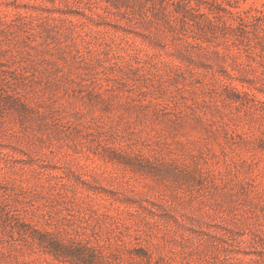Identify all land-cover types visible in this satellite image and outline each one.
Masks as SVG:
<instances>
[{"label": "rangeland", "instance_id": "rangeland-1", "mask_svg": "<svg viewBox=\"0 0 264 264\" xmlns=\"http://www.w3.org/2000/svg\"><path fill=\"white\" fill-rule=\"evenodd\" d=\"M0 264H264V0H0Z\"/></svg>", "mask_w": 264, "mask_h": 264}]
</instances>
